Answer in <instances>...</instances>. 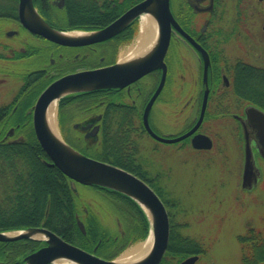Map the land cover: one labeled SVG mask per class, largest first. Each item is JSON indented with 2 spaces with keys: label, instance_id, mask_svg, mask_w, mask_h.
I'll use <instances>...</instances> for the list:
<instances>
[{
  "label": "flooded vegetation",
  "instance_id": "flooded-vegetation-1",
  "mask_svg": "<svg viewBox=\"0 0 264 264\" xmlns=\"http://www.w3.org/2000/svg\"><path fill=\"white\" fill-rule=\"evenodd\" d=\"M120 1L100 0L96 10L102 20L95 29H71L81 20L79 14L85 6L84 0H31L35 13L52 29L84 33L101 30L117 20L126 12L116 17L120 10L116 4ZM143 1L133 0L132 7ZM168 8L173 22L168 23L169 42L163 57L166 74L162 88L148 111L149 127L156 134V115L165 118V114L170 113L174 122L181 117L185 129L180 134L167 137L176 138L197 124L203 110V118L196 131L175 143L183 148L188 145L195 158L211 159L216 156L226 157L228 138L235 135L241 143L243 173L242 123L246 120V111L250 107L264 111L255 104L264 100V0H168ZM147 10H150L148 13L156 23L157 43L159 26L152 13L153 7ZM139 17L140 14L130 22L133 23V30L136 29L133 38L140 34H136ZM120 32L107 40L91 44H57L23 26L18 0L12 15L0 17V63H4L2 67L0 65V75L10 74L6 64H16L19 66L17 76H20L17 79L20 87L10 101L12 104L0 107V140L15 139L20 127L32 125V108L39 95L51 83L70 74L116 64L119 51L126 44L121 43L125 35ZM137 59L133 57V61L140 60ZM161 78L162 70L156 68L122 89L63 94L58 99L57 122L59 126L69 127L66 131L69 133L61 137L70 142L78 140L89 150L95 146L102 151L110 150L108 148H113L112 143H116L119 151L133 152V168L139 166L145 173H153L155 170L151 165V154L155 150L143 141L145 136L153 138L144 127L143 117ZM176 82L177 91L172 86ZM169 92L178 98V107H175L172 98H167ZM29 103V107L25 108ZM197 134L210 140L208 149L193 148L191 140ZM250 146L258 178L256 185L246 190L242 188L241 173L240 189L243 192H251L262 179V168L257 161L260 157L253 140ZM156 170L163 171L165 168L158 166ZM159 177L160 173H156L152 183ZM160 189L165 192L162 187ZM97 192L104 196L103 192ZM73 202L81 213L76 217L77 223L81 221L79 217L91 222L97 217L91 208L79 205V200ZM42 237L6 242L0 250V264H18V260H13L16 253L17 258L24 259L22 264H26L27 256L47 246V238ZM96 249L97 246L93 252L87 253L109 260L97 255ZM47 264L70 263L54 261Z\"/></svg>",
  "mask_w": 264,
  "mask_h": 264
},
{
  "label": "water",
  "instance_id": "water-1",
  "mask_svg": "<svg viewBox=\"0 0 264 264\" xmlns=\"http://www.w3.org/2000/svg\"><path fill=\"white\" fill-rule=\"evenodd\" d=\"M153 7V15L159 26V36L152 52L144 59L116 64L96 69L83 71L64 76L48 85L39 95L33 106L32 127L35 137L42 148L50 166H55L69 180L71 187L75 189L76 184L86 186H98L113 190L133 199L144 211L150 223V234L153 237V245L147 255L134 264H159L167 251L169 240V217L164 204L143 180L132 173L114 166L112 164L89 158L64 143L57 135L53 137L45 124V112L52 101L58 100L63 94L84 91H95L102 89H122L141 78L153 69L162 70L161 82L149 100L144 112V127L147 133L156 141L162 143L179 142L192 135L199 127L203 110L197 124L186 134L176 138H164L156 135L149 127L147 116L149 108L159 94L166 74L163 57L168 47L169 32L168 23L173 22L168 8V0H144L124 12L117 20L107 27L95 32L85 33L82 38H68L63 32L52 29L34 11L31 0H19V17L25 28L40 35L47 40L61 45H84L107 40L120 32L133 18L150 10ZM31 10L36 19L29 21L25 15ZM204 104V103H203ZM244 137V166L242 173V188L250 190L257 182L258 169L250 146L253 140L255 149L261 159L264 160V111L250 107L246 111V120L242 123ZM191 144L195 149H208L210 140L197 134L193 136ZM259 174V173H258ZM146 208V210H145ZM80 231L85 233L81 221L77 223ZM22 234L9 236L6 232H0V242L30 239L31 234L41 233L47 240V246L26 257V264H47L54 261H65L71 264H119L114 260H103L90 253L81 250L69 243L64 242L57 235L44 228L22 230ZM198 256H190L179 264H195Z\"/></svg>",
  "mask_w": 264,
  "mask_h": 264
},
{
  "label": "trees",
  "instance_id": "trees-1",
  "mask_svg": "<svg viewBox=\"0 0 264 264\" xmlns=\"http://www.w3.org/2000/svg\"><path fill=\"white\" fill-rule=\"evenodd\" d=\"M84 1L85 6L79 14L81 20L77 26L70 27L71 29H95L100 25L102 16L96 10L100 0ZM17 2L18 0H0V17L12 15ZM116 6L120 9L117 17L133 6V0H121ZM135 31L133 23L126 26L120 32L125 35L121 43H128ZM255 104L264 110V100ZM29 105L30 103L25 105V108ZM16 133L20 134V138L0 140V231L45 228L83 251L93 252L97 246L95 253L105 258H113L129 244L146 239L150 225L141 207L124 194L98 186L89 187L103 192L112 204L117 203L118 212L122 211L121 214L127 220V230L121 238V244L118 237L110 235L98 217L95 216L92 222L79 217L85 229V233H82L76 222V217L81 213L73 202L78 196L76 190L72 189L70 180L55 166L48 165L49 161L35 137L31 124L20 127ZM112 145L113 148L106 151L95 146L94 156L145 181L159 196L168 212V246L159 264H178L190 255L203 252L199 241L180 234L175 221L177 213L168 210V207H178L176 200L167 198L161 187L155 189L152 185L153 178L148 177L139 166L133 168V152L119 151L116 143ZM77 151L87 156V150ZM238 240L241 249L240 264H264V217L260 227H248ZM5 243H0V246L3 245L0 250L4 248ZM13 257V260H18V264L24 262L22 257L17 258V253Z\"/></svg>",
  "mask_w": 264,
  "mask_h": 264
},
{
  "label": "rangeland",
  "instance_id": "rangeland-1",
  "mask_svg": "<svg viewBox=\"0 0 264 264\" xmlns=\"http://www.w3.org/2000/svg\"><path fill=\"white\" fill-rule=\"evenodd\" d=\"M145 16L144 13L140 15L136 34L139 33L142 18ZM136 39L135 35L121 48L118 58L120 55L130 52ZM3 64L0 63L1 67ZM6 67L10 69V74L1 73L0 75V107L10 104L15 92L20 87V82L17 80L20 77L17 76L19 66L6 64ZM174 68H177L176 63ZM13 72L16 76L13 75ZM172 86L177 91V82ZM173 93L175 92L173 91ZM166 96L172 98L176 104L175 107H178L177 97L172 96L170 92ZM56 105L58 109V103ZM164 117L156 115L155 132L157 135L167 138L174 134H180L185 129V122L181 121V117L175 122L170 113H166ZM55 129L64 143L76 150H87V157L100 160L94 156L93 149L84 148L82 142L78 140L70 142L67 138L66 142L61 137L64 133L66 135L69 133L66 132L69 127L59 126L57 110ZM16 135L15 138H20V134ZM143 141L145 145L155 150L151 154V165L154 166L155 171L148 174V177L152 178L156 176V173H160V177L155 183H152L153 187L155 189L162 187L168 195L167 198L176 200L178 207L176 209L168 207V210L176 211L175 221L179 226L180 234L199 241L203 247V252L197 255L198 260L195 264H240L239 236L243 235L250 226L260 227L264 217L263 161L257 158L258 165L262 168V179L259 181L258 187L251 192H243L240 189L241 143L238 142L235 135L233 138H228L227 156H216L211 159L195 158L194 152L188 145L183 148L177 143L157 142L146 136ZM158 166H164L165 170H156ZM75 190L78 196L75 200L80 201L79 205H82L83 208H91L100 222L108 229L110 235L118 237L122 244L123 239L121 238L124 237L123 234L126 232L128 224L126 218L121 214L122 211L118 212L117 203L116 205L112 204L101 193L86 185H77ZM10 234L12 235V233ZM144 241L129 244L113 258L106 257V259L117 260L121 255ZM112 248L115 249V247Z\"/></svg>",
  "mask_w": 264,
  "mask_h": 264
},
{
  "label": "bare ground",
  "instance_id": "bare-ground-1",
  "mask_svg": "<svg viewBox=\"0 0 264 264\" xmlns=\"http://www.w3.org/2000/svg\"><path fill=\"white\" fill-rule=\"evenodd\" d=\"M147 15L142 18L141 22V32L139 36L136 39V43L133 47L130 48V52L128 54L124 53L120 55L119 57V63H125L133 61V57L136 56L138 59L141 60L142 57H145V55H148L147 53L154 48L156 45V23L154 21V17L150 13H146ZM26 18L29 21L35 22L36 19L33 15V12L31 10L26 11ZM37 22V21H36ZM68 38H82L86 36L85 33H69L64 34ZM155 41V42H154ZM152 43V44H149ZM151 45V46H150ZM135 59V58H134ZM56 101H52L45 112V124L49 131V133L55 137L56 136ZM146 210V208H145ZM32 238H40L41 235L38 234H31ZM153 245V237L150 235L146 241L143 243L133 247L123 255H121L116 263L119 264H134L136 262H139L142 260L147 253L150 251L151 247ZM62 261V260H60ZM65 262V261H62Z\"/></svg>",
  "mask_w": 264,
  "mask_h": 264
}]
</instances>
